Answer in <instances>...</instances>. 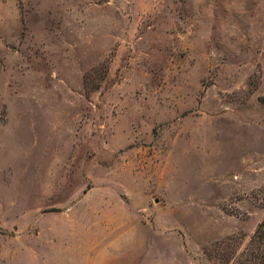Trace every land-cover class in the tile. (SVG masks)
<instances>
[{"label": "rangeland", "instance_id": "obj_1", "mask_svg": "<svg viewBox=\"0 0 264 264\" xmlns=\"http://www.w3.org/2000/svg\"><path fill=\"white\" fill-rule=\"evenodd\" d=\"M264 0H0V264H252Z\"/></svg>", "mask_w": 264, "mask_h": 264}, {"label": "trees", "instance_id": "obj_2", "mask_svg": "<svg viewBox=\"0 0 264 264\" xmlns=\"http://www.w3.org/2000/svg\"><path fill=\"white\" fill-rule=\"evenodd\" d=\"M248 260L252 264H264V220L252 240Z\"/></svg>", "mask_w": 264, "mask_h": 264}]
</instances>
